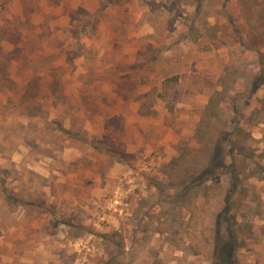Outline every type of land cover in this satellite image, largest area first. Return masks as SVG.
I'll return each mask as SVG.
<instances>
[{
	"label": "rangeland",
	"instance_id": "374dc122",
	"mask_svg": "<svg viewBox=\"0 0 264 264\" xmlns=\"http://www.w3.org/2000/svg\"><path fill=\"white\" fill-rule=\"evenodd\" d=\"M0 64V264H213L230 230L264 264V0H0Z\"/></svg>",
	"mask_w": 264,
	"mask_h": 264
},
{
	"label": "trees",
	"instance_id": "16d2710c",
	"mask_svg": "<svg viewBox=\"0 0 264 264\" xmlns=\"http://www.w3.org/2000/svg\"><path fill=\"white\" fill-rule=\"evenodd\" d=\"M175 80H177L175 77L165 78L162 83V89L158 93V98L167 103L170 112H173L175 107V105L171 103L172 88ZM263 80L264 79L262 78L259 80L260 82L253 84L252 90L253 91L258 90V88L262 84H264ZM0 87L6 90L9 89L10 91L14 90L12 92L17 94L18 96L19 94L22 93L20 90H18L19 87L16 81L11 78L8 69L3 67L2 64H0ZM18 96L16 97L19 100ZM26 100H27L26 92H24L23 97L21 96L19 100V102L21 101V106L26 102ZM238 249H239V244H238L237 235L234 232V230H230V240L226 244L216 245L214 250V257L216 261H214L213 264H237L236 253Z\"/></svg>",
	"mask_w": 264,
	"mask_h": 264
}]
</instances>
